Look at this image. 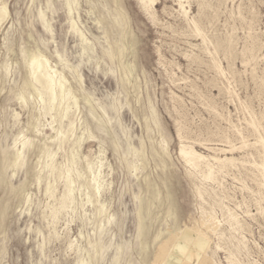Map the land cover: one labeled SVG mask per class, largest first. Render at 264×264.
I'll return each instance as SVG.
<instances>
[{
    "label": "rangeland",
    "instance_id": "1",
    "mask_svg": "<svg viewBox=\"0 0 264 264\" xmlns=\"http://www.w3.org/2000/svg\"><path fill=\"white\" fill-rule=\"evenodd\" d=\"M2 2L0 264H154L213 212L211 264H264V0ZM33 52L71 88L52 110ZM182 141L233 159L206 179Z\"/></svg>",
    "mask_w": 264,
    "mask_h": 264
},
{
    "label": "bare ground",
    "instance_id": "2",
    "mask_svg": "<svg viewBox=\"0 0 264 264\" xmlns=\"http://www.w3.org/2000/svg\"><path fill=\"white\" fill-rule=\"evenodd\" d=\"M154 1L155 0H141L142 4L146 7L147 10H149L151 8L152 4L155 3ZM179 3H180V7L183 8L184 14L187 15L188 11L185 9L182 0H180ZM70 9H71V7H70ZM9 14H10V12L8 10L6 3L2 2L0 5V24L4 21L5 18H7L9 16ZM72 22H73V20H72ZM195 24H196V22H195ZM196 28L198 30L197 25H196ZM80 35L82 36L81 32H80ZM131 45L133 46V44H131ZM29 53H30V51H29ZM43 55H45V54H43ZM28 65L30 66V82H32V83L35 82L33 84V86L37 90L38 97L40 98V100L42 102L46 101V100L49 102V109L50 110H52L53 108H56V106H59L62 104V102H60L57 105L56 101L58 100V98L65 99L68 97L69 99H71V97H69L71 94V88H66L65 81L63 80L61 73L58 71L57 66H55L56 68L52 67L49 64L48 60L43 58V56H41L38 52H36V53L33 52L31 59L28 62ZM130 76H131V74H130ZM124 79H125V77H124ZM20 99H22V101L25 102L26 101L25 95L21 94ZM74 103H76L75 98H74ZM78 110H79V108H78ZM63 112H64V115L66 116L67 115V109H64ZM16 143L17 142H15V144ZM180 145H181L180 154H181L182 158L185 160V162L187 164L193 166L196 169H200V171L202 172V176L206 179H213L214 178L213 176H214L215 167H218L220 164H223L224 162L232 161V159H233V158H228V157L220 158L218 156H212V155L210 156V155L203 154L198 149H196L193 144H187V143H184L183 141H182V144H180ZM26 146H28V142L24 141L22 143V148H25ZM21 159H22V151L18 150L16 152L14 164L17 165L18 163H20L22 161ZM211 159L215 160L218 163V166L215 165L214 162H211ZM255 164L257 167L262 169V173L264 174V163H261V164L255 163ZM94 179L97 180V178H94ZM66 181H67L66 184L68 185V183H70L68 181V178L66 179ZM71 185H72V183H71ZM263 186H264V184H263ZM67 187H66L67 190L63 196V200H62L61 205H60L61 209L66 206L68 200L71 198V194L73 193L70 185ZM48 189H49V187H48ZM199 193H201L200 190H199ZM200 207H201V205H200ZM57 212H58L57 210H54V213H57ZM210 212H211V210H210ZM213 213L212 214L207 213L208 215L202 216L201 220L197 223V225H194L191 227L185 226V228L183 230H177V229L170 230L168 235L165 236L163 239H161L158 242L156 252H155V258H154L155 261L153 263L154 264H194L193 261H195V259H196L198 261L196 264H211V262H213V260H211L209 258V256L207 255V251L209 250L210 243H211L210 242V235L211 234H217L219 232V226H221L220 222L218 221L219 219L216 220L213 217L214 216ZM231 216L234 219V222L239 226L240 222L237 219V217L234 214H231ZM141 229H142V227H141ZM211 241H213V240H211ZM75 243H77V242H75ZM204 246H206V248ZM147 250H148V248H147ZM30 260H32V259H30ZM235 261L231 260V264H235L234 263ZM81 264H84V263H81Z\"/></svg>",
    "mask_w": 264,
    "mask_h": 264
}]
</instances>
